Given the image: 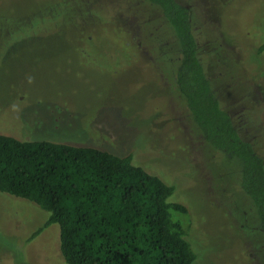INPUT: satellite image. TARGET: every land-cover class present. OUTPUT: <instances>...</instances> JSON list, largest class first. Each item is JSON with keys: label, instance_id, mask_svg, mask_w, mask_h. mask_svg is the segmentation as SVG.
Instances as JSON below:
<instances>
[{"label": "rangeland", "instance_id": "374dc122", "mask_svg": "<svg viewBox=\"0 0 264 264\" xmlns=\"http://www.w3.org/2000/svg\"><path fill=\"white\" fill-rule=\"evenodd\" d=\"M116 1L0 0V133L130 154L186 207L171 217L193 264H264L260 218L236 186L239 160L200 140L167 75L178 55L173 27L150 1L123 0L124 14ZM177 1L192 7L220 104L264 156V52L255 53L264 0ZM70 4L98 10L87 17ZM47 215L0 191V264H66L57 225L42 226Z\"/></svg>", "mask_w": 264, "mask_h": 264}, {"label": "trees", "instance_id": "16d2710c", "mask_svg": "<svg viewBox=\"0 0 264 264\" xmlns=\"http://www.w3.org/2000/svg\"><path fill=\"white\" fill-rule=\"evenodd\" d=\"M140 1L154 3L173 27L178 55L167 75L188 120L200 128V140L239 160L236 186L255 205L264 233V156L240 135L212 89L192 7L177 0ZM116 2L124 14L125 1ZM81 7L70 4L73 12L84 11L87 17L98 10ZM263 52L264 40L255 49ZM0 191L48 213L42 226L57 225L58 249L66 264H193L195 254L184 229L171 217L172 211L185 213L186 207L168 199L172 187L132 163L130 154L0 133Z\"/></svg>", "mask_w": 264, "mask_h": 264}, {"label": "flooded vegetation", "instance_id": "af4514ba", "mask_svg": "<svg viewBox=\"0 0 264 264\" xmlns=\"http://www.w3.org/2000/svg\"><path fill=\"white\" fill-rule=\"evenodd\" d=\"M208 79L210 80V83H211V82H212V81H211V78H208ZM211 85H212V84H211ZM212 89L214 90L215 88L212 86ZM214 91H215V90H214Z\"/></svg>", "mask_w": 264, "mask_h": 264}]
</instances>
